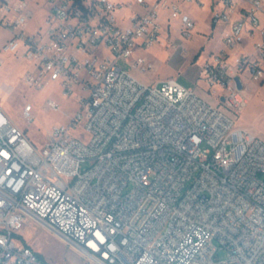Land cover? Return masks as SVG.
Segmentation results:
<instances>
[{
    "label": "built area",
    "instance_id": "1",
    "mask_svg": "<svg viewBox=\"0 0 264 264\" xmlns=\"http://www.w3.org/2000/svg\"><path fill=\"white\" fill-rule=\"evenodd\" d=\"M135 1L144 11L120 25L114 12L129 3L0 0V51L30 65L26 84L54 81L78 104L41 147L0 106V264H48L15 240L26 216L82 264H264V141L235 124L247 103L242 73L264 76V0H244L233 20L231 0L212 13L229 25L228 49L257 31L251 53L229 60L221 50L202 63L196 85L216 103L173 78L151 85L131 73L152 68L135 49L159 42L161 10L183 36L194 27L179 0ZM32 4L42 18L28 30ZM31 110L26 103L22 116L31 120Z\"/></svg>",
    "mask_w": 264,
    "mask_h": 264
},
{
    "label": "rangeland",
    "instance_id": "2",
    "mask_svg": "<svg viewBox=\"0 0 264 264\" xmlns=\"http://www.w3.org/2000/svg\"><path fill=\"white\" fill-rule=\"evenodd\" d=\"M38 16L36 12L33 22L38 20ZM197 17V27L192 29L189 36L181 35L178 27L173 26L167 44L163 43L165 36L161 34L159 42L147 49L138 50V54L152 63V68L141 71L130 67L131 73L146 84L154 85L165 78H173L184 86L195 87L198 91L201 88L205 92L204 82L199 80L197 85L195 83L200 70L199 65L202 63V58L208 56L209 50L215 51L222 42L217 32L210 38L208 45L204 44L201 56L193 61L192 52L198 50L205 35L209 37L207 14L204 11H197ZM33 28L34 26L30 25L28 30ZM3 34L4 31L0 29V35ZM29 66L20 54L0 51V106L14 124L25 129L29 140L37 147H41L53 125L69 123L78 104L74 96H62L58 84L54 81L46 82L43 87L37 88L26 84L22 76ZM241 77L245 80L249 79L246 72ZM256 94L258 98H264V90L261 93L251 92V95H255V99L251 102V112L247 118L264 127V100L256 98ZM209 95L210 98L214 97L212 92ZM47 98L56 101L58 107L55 109L48 107ZM26 103L32 106L31 120L25 119L21 113ZM17 234L16 242L28 245L48 264H82L83 258L69 242L30 216H26L24 225ZM224 256L225 252L220 251L219 257L224 258Z\"/></svg>",
    "mask_w": 264,
    "mask_h": 264
},
{
    "label": "crops",
    "instance_id": "3",
    "mask_svg": "<svg viewBox=\"0 0 264 264\" xmlns=\"http://www.w3.org/2000/svg\"><path fill=\"white\" fill-rule=\"evenodd\" d=\"M114 2H122V3H129V6H123L115 10V20L120 25H126L128 24V18L134 14V13H142L144 11V7L138 3H136L135 0H112ZM146 2H152L154 0H145ZM232 2V11L230 14L231 19H236L240 17L241 11L243 8H247V3L244 0H231ZM180 9L188 14L193 20H194V27H197L198 23V17H197V11H204L207 14V32L209 33V37H206V35L202 38V44L198 48V50H194L192 53L193 61L197 60L199 56H201V52L204 49V44L208 45L210 42V38L213 37L217 32H219V37L221 39L222 44L213 51L212 49L209 50L208 56H205L202 58V63L206 60H210L212 55L217 53L218 51L225 50L229 53V60H231L232 56L238 53H251L252 52V44L253 41L257 39V31L253 30L251 34H246L244 36V40L241 45L234 47L232 49H228L226 45L224 44L222 37L227 32L229 25L227 23H223L220 21L214 22L212 21V13L214 10H221L225 7V3L223 0H192V1H178ZM33 8L35 9L34 15L30 22L27 25V29L30 25H33L34 27L41 22L42 13L40 12V7L36 4H32ZM38 13V20H35L33 22L34 16ZM160 22L162 25V33L165 36L164 44H167L170 40V30L171 27L176 26L178 27L179 33H180V21L178 18H169L168 17V10L164 9L160 12ZM258 17L260 20V23L262 24L264 22V13L258 12ZM193 27V28H194ZM181 34V33H180ZM182 35V34H181ZM162 36V35H161ZM161 39V37H160ZM160 41V40H159ZM138 50L142 49H135V55L138 54ZM202 63L199 65V69L202 65ZM199 73V71H198ZM244 73V72H243ZM242 73V74H243ZM248 75V74H247ZM248 80L242 79L243 87L245 88V93L247 94V103L243 107V109L240 111V113L236 117V125L238 127H241L250 133L254 134L255 136L261 138L264 141V127L256 124L254 121L249 120L247 117L249 113L251 112V106L255 99V95H251V92H259L261 93L262 90H264V76L261 80L256 81L249 77ZM167 79V78H165ZM164 80V79H163ZM162 81V80H161ZM197 81V78H195V83ZM197 93L203 97L204 99L208 100L211 103H216V100L213 98H210L209 92L206 91L205 86V92L201 88L199 91L196 89ZM258 95L256 94V98ZM259 100H264L263 97L258 98Z\"/></svg>",
    "mask_w": 264,
    "mask_h": 264
},
{
    "label": "water",
    "instance_id": "4",
    "mask_svg": "<svg viewBox=\"0 0 264 264\" xmlns=\"http://www.w3.org/2000/svg\"><path fill=\"white\" fill-rule=\"evenodd\" d=\"M235 81H236L237 87L241 88V82L237 76L235 77Z\"/></svg>",
    "mask_w": 264,
    "mask_h": 264
}]
</instances>
